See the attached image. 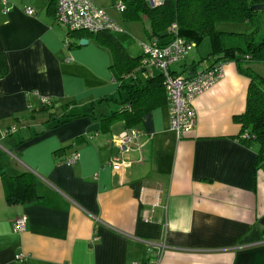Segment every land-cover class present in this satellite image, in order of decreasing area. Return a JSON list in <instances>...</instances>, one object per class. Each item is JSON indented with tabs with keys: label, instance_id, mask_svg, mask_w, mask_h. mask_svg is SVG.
Returning <instances> with one entry per match:
<instances>
[{
	"label": "crops",
	"instance_id": "0c3cea01",
	"mask_svg": "<svg viewBox=\"0 0 264 264\" xmlns=\"http://www.w3.org/2000/svg\"><path fill=\"white\" fill-rule=\"evenodd\" d=\"M6 2L4 13L0 0V51L9 66L0 79V174H32L40 197L8 204L0 178V264H264V167H254L257 147L240 141L233 119L245 110L249 84L235 62L219 60L210 43L212 58L201 70L221 63L224 76L194 99L193 130L178 138L162 104L143 116L138 147L120 153L114 139L121 123L101 131L98 119L84 117L54 126L47 114L28 111L40 96L57 114L71 101L121 100L110 49L95 37L66 49V29L48 0ZM126 26L140 35L133 21ZM112 34L129 55H141L142 41L135 51L125 30ZM203 53L172 71L199 70ZM152 68L137 69L138 79L158 75ZM114 107L118 102L102 101L96 113ZM58 149L79 157L56 164ZM114 158L129 165L113 168ZM22 216L25 229L14 232L12 221ZM147 241L163 245L158 257Z\"/></svg>",
	"mask_w": 264,
	"mask_h": 264
},
{
	"label": "trees",
	"instance_id": "16d2710c",
	"mask_svg": "<svg viewBox=\"0 0 264 264\" xmlns=\"http://www.w3.org/2000/svg\"><path fill=\"white\" fill-rule=\"evenodd\" d=\"M126 8L123 17L127 21L149 19L146 27L148 38H168V29L172 24L178 27L179 35L196 46L204 39L211 43V53L221 61H233L237 71L249 79L246 93L245 110L234 115L235 122L241 125L240 141L257 147L254 167H264V9H254L264 5V0H163L155 7H150L147 0H124ZM48 11L55 20L56 0H48ZM219 22L245 23L252 27L248 33L220 31ZM69 37V49L79 46V41L86 37H95L98 43L110 49V65L114 80L118 83L117 92L123 95L121 100L106 97L83 105L71 101L61 107L60 113L53 111V105L43 104L35 108L28 106L30 117L45 113L48 121L56 120L54 126L70 120L90 117L98 119L101 131L115 123H121L125 129L137 127L143 116L149 111L167 103L163 77L150 76L145 82L138 79L136 70H145L140 66L141 56L132 57L112 32L102 31H66ZM162 42V41H161ZM9 72L8 62L0 51V79ZM114 100L120 107L110 113L97 114L96 109L102 101ZM13 132L14 130L11 129ZM11 132V133H12ZM241 135V136H242ZM64 149L54 152L56 164L67 157ZM6 202L8 204H27L37 200L35 178L24 172L18 175L0 174Z\"/></svg>",
	"mask_w": 264,
	"mask_h": 264
},
{
	"label": "built area",
	"instance_id": "2783aa9c",
	"mask_svg": "<svg viewBox=\"0 0 264 264\" xmlns=\"http://www.w3.org/2000/svg\"><path fill=\"white\" fill-rule=\"evenodd\" d=\"M150 7H155L163 0H147ZM2 11L9 10L6 0H1ZM113 7L123 12L126 8L124 0H115ZM25 12L29 15L34 13L32 7L27 6ZM55 22L63 26L66 31H86L89 33L123 32V27L116 22L93 0H56ZM169 37L161 42L157 38H149L140 42L141 59L140 66L147 69L154 67L162 74L163 85L167 97L170 128L178 138L190 133L196 124V109L194 99L219 81L224 76V69L221 63H217L203 70H191L187 74H177L171 67L186 59L196 47L194 41H188L179 35L178 27L174 23L168 29ZM63 45L69 49V37L65 35ZM70 59V57H66ZM39 101L49 104L50 99L40 96ZM143 131L140 127L123 129L114 139V144L120 153L130 151L139 145V139ZM241 137H245L242 135ZM79 157L77 150L71 152L62 163L73 165ZM113 168L128 166L129 162L117 158L110 160ZM26 218L18 217L12 221V230L22 232L25 229ZM150 250L157 251V257L161 254L163 245L160 243L146 242ZM23 255L18 253L15 258L22 261ZM130 264H138L131 262Z\"/></svg>",
	"mask_w": 264,
	"mask_h": 264
},
{
	"label": "rangeland",
	"instance_id": "374dc122",
	"mask_svg": "<svg viewBox=\"0 0 264 264\" xmlns=\"http://www.w3.org/2000/svg\"><path fill=\"white\" fill-rule=\"evenodd\" d=\"M95 3H97L102 9L105 10L106 13H108L116 22H118L123 29L127 32V37L132 41V43L135 45L134 49L135 51L138 49V41H146V32H145V26L150 25L149 19L144 17L141 20H136L133 21L135 25L140 27L139 33L140 35H137L136 33L131 32L127 28V24L131 21H127L123 17V13L120 11L116 10L113 7V3L115 0H94ZM63 27V26H62ZM216 28L220 31H225V32H235V33H248L252 30V27L249 24L245 23H234V22H219L216 24ZM142 33V34H141ZM210 47V42L208 39L203 40L201 43L198 44V49L197 46L192 50L191 53H196L198 50L200 52H205L203 53V56H207L205 59H202L200 63L197 64V68L201 70L205 66V62L209 61L210 58H212V55H209V49ZM128 51L133 54L134 50L130 47L128 48ZM156 69V68H152ZM158 70V69H156ZM117 106V105H115ZM117 107H114L116 109ZM113 109V110H114ZM99 112V111H98Z\"/></svg>",
	"mask_w": 264,
	"mask_h": 264
},
{
	"label": "water",
	"instance_id": "95a60500",
	"mask_svg": "<svg viewBox=\"0 0 264 264\" xmlns=\"http://www.w3.org/2000/svg\"><path fill=\"white\" fill-rule=\"evenodd\" d=\"M127 1H131V0H127ZM254 9H264V5H256L253 7ZM88 42V40L86 38H83L79 41L80 45H86Z\"/></svg>",
	"mask_w": 264,
	"mask_h": 264
}]
</instances>
